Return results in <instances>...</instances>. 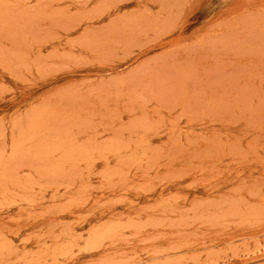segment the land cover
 <instances>
[{"label":"rangeland","instance_id":"1","mask_svg":"<svg viewBox=\"0 0 264 264\" xmlns=\"http://www.w3.org/2000/svg\"><path fill=\"white\" fill-rule=\"evenodd\" d=\"M0 264H264V0H0Z\"/></svg>","mask_w":264,"mask_h":264}]
</instances>
